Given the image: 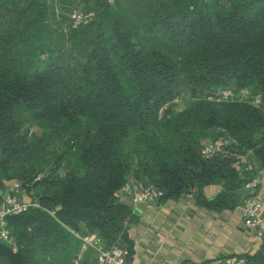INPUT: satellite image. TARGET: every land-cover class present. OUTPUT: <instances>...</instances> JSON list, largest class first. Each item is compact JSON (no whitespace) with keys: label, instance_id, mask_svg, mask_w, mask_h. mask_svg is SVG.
Returning a JSON list of instances; mask_svg holds the SVG:
<instances>
[{"label":"trees","instance_id":"obj_1","mask_svg":"<svg viewBox=\"0 0 264 264\" xmlns=\"http://www.w3.org/2000/svg\"><path fill=\"white\" fill-rule=\"evenodd\" d=\"M75 10L93 15L75 27ZM250 151L264 157V0H0V191L18 180L40 202L9 217L19 250L0 241V264H74L85 231L132 251L126 182L199 199L238 187Z\"/></svg>","mask_w":264,"mask_h":264},{"label":"crops","instance_id":"obj_2","mask_svg":"<svg viewBox=\"0 0 264 264\" xmlns=\"http://www.w3.org/2000/svg\"><path fill=\"white\" fill-rule=\"evenodd\" d=\"M249 163L250 172L240 167L242 183L238 187L228 189L223 181L209 183L201 189L199 199L187 194L134 204L130 194L118 193L119 198L133 208L135 216L128 224L133 244L129 259L134 264H211L231 255L257 254L261 246L245 226L239 205L254 193L244 186L245 181L258 175L264 216V157L250 151ZM136 182L138 190L146 185ZM12 183L8 182L6 190L0 191L2 197L9 192ZM20 198L31 197L22 188Z\"/></svg>","mask_w":264,"mask_h":264},{"label":"built area","instance_id":"obj_3","mask_svg":"<svg viewBox=\"0 0 264 264\" xmlns=\"http://www.w3.org/2000/svg\"><path fill=\"white\" fill-rule=\"evenodd\" d=\"M109 1L112 3L114 2V0ZM92 15V12L87 13L75 10L72 13L73 25L76 27L82 23L88 22ZM248 94V90H241L242 96H247ZM237 96L238 93L236 91L227 88L220 94L210 95L208 98L217 101H230ZM175 102H180V99L176 98ZM255 102H261V95H257ZM168 104H166L164 108H166ZM231 143L232 139L229 137L205 142L201 150L202 156L207 158L224 152ZM234 165L241 167V170L244 172H250L251 166L249 163V152L240 155ZM244 186L248 189L254 190V193L249 195L239 205V209L242 213L244 224L247 229L250 230L252 238L259 243L264 250V216L262 215L263 200L258 193V190L261 187V178L258 175H254L245 181ZM22 188V184L18 180H14L9 192L4 195L0 201V241L8 243L15 252L19 250V243L9 226V217L19 215L31 207L40 206V202L33 197L28 200L21 199L20 193ZM119 193L130 194L134 204L161 201L164 197L163 189L153 183H148L138 190L137 182L134 179L126 182L120 189ZM188 195L193 197L195 196V193H189ZM75 234L81 240L82 246L81 252L78 253L74 259V264H79L83 254L89 250H92L95 253L98 264H134L129 259L130 250L127 247L120 244L108 246L105 243L104 238L98 232L85 231L83 233L75 232ZM211 264H247V260L244 256L231 255L216 260Z\"/></svg>","mask_w":264,"mask_h":264},{"label":"rangeland","instance_id":"obj_4","mask_svg":"<svg viewBox=\"0 0 264 264\" xmlns=\"http://www.w3.org/2000/svg\"><path fill=\"white\" fill-rule=\"evenodd\" d=\"M27 194H28V192H27ZM94 257H95V255H94Z\"/></svg>","mask_w":264,"mask_h":264}]
</instances>
